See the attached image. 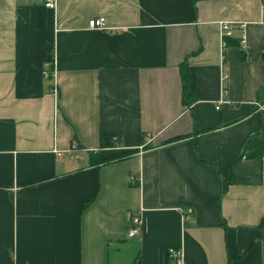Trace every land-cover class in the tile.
<instances>
[{"label": "crops", "instance_id": "1", "mask_svg": "<svg viewBox=\"0 0 264 264\" xmlns=\"http://www.w3.org/2000/svg\"><path fill=\"white\" fill-rule=\"evenodd\" d=\"M263 4L0 0V264H264Z\"/></svg>", "mask_w": 264, "mask_h": 264}, {"label": "trees", "instance_id": "2", "mask_svg": "<svg viewBox=\"0 0 264 264\" xmlns=\"http://www.w3.org/2000/svg\"><path fill=\"white\" fill-rule=\"evenodd\" d=\"M226 45H227V42H226ZM181 77H182V86H183V101H184V104L186 106L190 107L196 100V96H195L196 75L190 71V69L188 67L187 60H185L181 64ZM209 131H211V129H208L204 132H209ZM113 137H114L113 135L102 134L101 135V146L104 148L117 146L118 142L114 141ZM185 137L186 136L176 137L173 140H177V139H181V138H185ZM261 137H262L261 145L255 149H251V150L249 149V147L246 148L245 151L243 152V154L241 155V157L246 156L247 158H258V157L264 156V130L262 131ZM170 141H168V142H170ZM137 151H138L137 149L129 150V151H123V152H121V153H119L116 156H113L111 158H100V159L94 158L93 163L100 164V163H109L112 161L121 160V159H124V158L130 156L131 154L136 153ZM228 178L225 179V188L226 189H227L228 184H229Z\"/></svg>", "mask_w": 264, "mask_h": 264}, {"label": "built area", "instance_id": "3", "mask_svg": "<svg viewBox=\"0 0 264 264\" xmlns=\"http://www.w3.org/2000/svg\"><path fill=\"white\" fill-rule=\"evenodd\" d=\"M45 6L50 7V8H55L57 5V0H43ZM263 9H264V4H263ZM221 25V35L223 38L224 45H226V38L227 37H232L233 36V30L235 28V25L230 22V21H222L220 22ZM89 27L90 28H95V29H101V30H109L111 27L108 25V20L105 16H99L92 18L89 21ZM243 27V26H242ZM244 39V35L241 34L240 40L241 42ZM46 77L50 76V73L46 71L45 73ZM54 91H57V87L55 86ZM114 141L118 142L119 141V136L115 135ZM132 179H135L132 177ZM184 217L187 219L192 213H193V208L189 207L186 209H181ZM142 225V219L140 216H133L130 219V226L128 230V235L129 237H134L140 233ZM169 258L172 262V264H185L184 260V251L180 247H172L169 249Z\"/></svg>", "mask_w": 264, "mask_h": 264}]
</instances>
